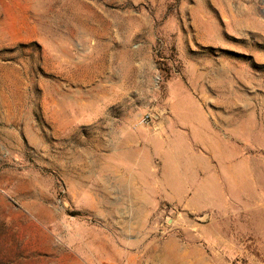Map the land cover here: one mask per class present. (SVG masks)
<instances>
[{
    "label": "rangeland",
    "instance_id": "374dc122",
    "mask_svg": "<svg viewBox=\"0 0 264 264\" xmlns=\"http://www.w3.org/2000/svg\"><path fill=\"white\" fill-rule=\"evenodd\" d=\"M0 264H264V0H0Z\"/></svg>",
    "mask_w": 264,
    "mask_h": 264
},
{
    "label": "built area",
    "instance_id": "2783aa9c",
    "mask_svg": "<svg viewBox=\"0 0 264 264\" xmlns=\"http://www.w3.org/2000/svg\"><path fill=\"white\" fill-rule=\"evenodd\" d=\"M152 121V118L150 115H145L142 119H141V123L142 124H148Z\"/></svg>",
    "mask_w": 264,
    "mask_h": 264
}]
</instances>
